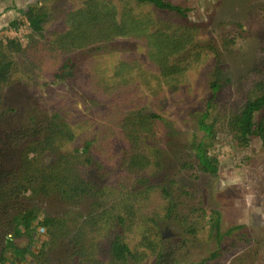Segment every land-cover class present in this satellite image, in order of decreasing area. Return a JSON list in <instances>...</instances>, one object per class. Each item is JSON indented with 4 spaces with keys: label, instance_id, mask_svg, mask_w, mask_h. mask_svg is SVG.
Here are the masks:
<instances>
[{
    "label": "rangeland",
    "instance_id": "obj_1",
    "mask_svg": "<svg viewBox=\"0 0 264 264\" xmlns=\"http://www.w3.org/2000/svg\"><path fill=\"white\" fill-rule=\"evenodd\" d=\"M36 1L0 0V31L15 36L14 31L5 28L14 20L22 19L24 12ZM171 1L183 9H190L187 18L161 15V20L177 28L183 25L182 33H191L190 37L199 45L200 51L209 47L184 75H163L150 57V48L144 39L135 35H114V38H104L86 50L69 55L62 77H43L37 85L31 86L17 80L2 89L0 164L3 169L20 179L27 144L33 137L42 139L40 132L56 119L69 125L78 138L98 141L94 148L99 151L95 167L97 164L100 170L94 167L92 171L94 191L81 197L75 206V203L55 196L19 199L12 181L4 190L0 188V254L6 238L12 235L9 226L12 217L19 211L37 206L41 209L40 218L70 211L88 218L94 206L102 219H108L111 213L118 220L119 216L135 208L141 211L137 218L140 223L151 224L154 219L163 238L162 256L158 262L155 255L148 256L141 264H264L262 140L238 138L230 128L229 120L222 116L215 131L217 176L199 169L192 145L195 136L200 134L201 116L214 95L211 83L217 60L229 82L215 103L214 112L232 115L246 104L256 91L257 83L264 78V0ZM75 3L74 0H58L52 4L46 36L42 40H53L66 29ZM139 10L137 14L152 11L144 7ZM27 31L22 29L19 34ZM183 56L186 53L180 59ZM136 110L157 113L160 121L156 159L143 172L147 175L135 181V185L133 178L124 174L128 171L127 145L117 123L123 115ZM44 159L51 165L58 157L49 152ZM164 189L170 190V199ZM6 194L12 197L11 202L5 201ZM171 203L175 205V211L168 217L167 209ZM213 209L221 214L222 232L235 231L239 226L244 230L235 234L241 241L226 257L210 262L209 256L219 248V244L210 238V226L195 233L188 229L201 219L203 210L210 212ZM114 230L125 236L134 249L142 238L137 228L127 235L120 226ZM35 237L39 245L32 248L37 251L45 240L50 243L46 248V259L42 263L34 261V264H73L71 255L80 248L73 234L59 240L41 233ZM26 241L22 237L15 239L18 246ZM84 248L89 251L90 244L85 243ZM8 255L13 256L12 253ZM17 263L23 264L18 260ZM130 264H135L132 259Z\"/></svg>",
    "mask_w": 264,
    "mask_h": 264
},
{
    "label": "trees",
    "instance_id": "obj_2",
    "mask_svg": "<svg viewBox=\"0 0 264 264\" xmlns=\"http://www.w3.org/2000/svg\"><path fill=\"white\" fill-rule=\"evenodd\" d=\"M56 1L58 0H37L32 3L22 19L14 20L5 28L7 31H14L15 36H8L0 31V100L2 89L17 80L31 86L37 85L38 80L43 77H62L69 55L86 50L104 41V38H114V35H135L144 39L147 48H150V57L167 77L184 75L202 53L209 50V47H205L200 51L199 45L194 44L190 37L191 33H182L183 25L177 28L161 20V15L187 18L190 9H183L171 0H74L77 3L73 6L74 11L71 18H68L66 29L53 40H42L46 36L47 23L52 14L51 6ZM141 7L152 11L137 14ZM156 17L160 18L155 19ZM22 29L28 31L20 35ZM185 53L186 56L180 59ZM228 82L229 79L225 77L217 60L214 81L211 83L214 95L201 116L200 134L195 136L192 143L196 153V165H199L202 172L212 176L219 174L218 157L214 155V150L217 146L216 124L222 116L229 120V126L238 138H259L264 147V78L257 83L256 93H252L246 104L230 116L227 112H214L215 103ZM214 114L216 115L210 121ZM159 121L160 115L157 113L136 110L123 115L117 123L127 145L128 171L124 174L130 175L134 184L143 175H147L143 172L156 159V152L159 151ZM71 131L69 125L61 124L56 119L50 122L39 134L42 139L35 140L33 137L27 144L22 157L20 179L15 178L11 171L3 169L0 164V188L4 190L12 181L15 182V196H19V199L55 196L75 203L73 206L78 205L81 197L95 189L91 175L99 151L94 150L98 142L96 139L78 138ZM150 149V153H146ZM49 152L58 157L51 165L44 159ZM95 170H100L97 164ZM125 181L128 180L125 178ZM163 192L170 199V190L164 189ZM11 199L10 194H6L5 201L11 202ZM174 211L175 205L171 203L167 209L168 217ZM140 212L139 208H135L132 212L119 216L118 220L111 213L108 219H102L93 206L88 218L73 211L40 218L39 207L26 208L12 217L9 225L12 235L6 238L0 254V264H18L17 260L23 264H34V261L39 263L45 260L50 240H45L42 248L37 251L32 246L39 245L35 237L38 233L53 240L67 239L73 234L77 246L80 247L71 255L73 264H130L131 259L135 264H141L152 255H155L158 262L162 256L163 238L154 219L151 224L139 222L137 218H140ZM200 217L188 231L195 233L205 230L209 225L210 238L219 244V248L211 253L208 261L215 262L226 257L241 241L235 234L242 232L244 227L239 226L228 233L222 232L221 214L215 209L210 212L203 210ZM119 226L124 229L125 235L133 233L137 228L136 231L142 238L135 245V249L125 236L114 230ZM18 237L26 238L25 244L18 246L15 242ZM244 239L248 240V236L244 235ZM85 243L90 244L89 251L85 250ZM10 252L13 256L8 255Z\"/></svg>",
    "mask_w": 264,
    "mask_h": 264
}]
</instances>
